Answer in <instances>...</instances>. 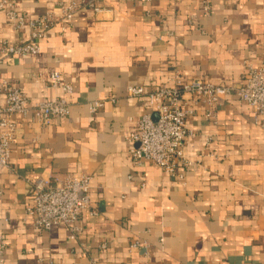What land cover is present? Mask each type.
Listing matches in <instances>:
<instances>
[{"label": "crops", "instance_id": "1", "mask_svg": "<svg viewBox=\"0 0 264 264\" xmlns=\"http://www.w3.org/2000/svg\"><path fill=\"white\" fill-rule=\"evenodd\" d=\"M65 1L12 3L38 18L59 16ZM203 1L78 0L70 24L53 26L38 54L0 66L30 104L64 97L70 105L48 125L20 120L0 173L4 264H264V125L246 103L222 98L213 118L203 102L188 103L193 136L183 154L191 165L181 180L128 155L134 122L151 111L128 87L171 86L176 75L236 84L246 64L264 61V0H209L207 15ZM28 34L0 11L1 39ZM52 71L72 85L71 95L33 78ZM94 101L103 105L92 114ZM68 173L92 177L95 214L83 213L77 239L63 226L37 233L24 211L31 183Z\"/></svg>", "mask_w": 264, "mask_h": 264}, {"label": "built area", "instance_id": "2", "mask_svg": "<svg viewBox=\"0 0 264 264\" xmlns=\"http://www.w3.org/2000/svg\"><path fill=\"white\" fill-rule=\"evenodd\" d=\"M202 10L208 14L210 1L204 0ZM78 0H67L60 5V15L46 13L38 18H29L13 9L12 0H0V11H4L7 21L16 30L28 29V38L17 43H8L0 38V66L10 64L14 59L36 55L41 49L40 42L55 25L61 29L70 24L78 9ZM36 82L51 89L71 95L72 85L64 81L57 71L38 73L33 76ZM131 97H145L151 111L139 117L133 125L127 140L130 143L128 155L131 161L140 165L143 161L163 170L174 179L183 178L184 169L191 165L183 154V145L193 133L186 128L187 119L193 114L188 103L203 102L206 117L213 118L214 110L222 98L235 96L246 103L254 113V121L264 125V61L258 66L246 64L241 79L236 84H213L201 79H185L176 75L173 85L160 86L146 91L143 87H128ZM0 173L9 167L11 147L16 141L19 126L30 115L41 125H48L56 119L69 115L70 105L64 97L36 101L30 104L25 90L0 76ZM102 101H94L89 111L95 114ZM22 120V121H20ZM88 174L51 175L39 177L31 183L29 196L31 203L25 213L32 219L37 233L63 226L69 239L80 236L79 220L84 212L95 214L91 208L90 183ZM137 246V245H134ZM100 248H105L102 243ZM4 244L0 242V264L3 259Z\"/></svg>", "mask_w": 264, "mask_h": 264}]
</instances>
